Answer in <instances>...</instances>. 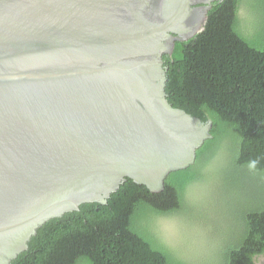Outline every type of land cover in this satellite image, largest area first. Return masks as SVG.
<instances>
[{"label":"water","instance_id":"1","mask_svg":"<svg viewBox=\"0 0 264 264\" xmlns=\"http://www.w3.org/2000/svg\"><path fill=\"white\" fill-rule=\"evenodd\" d=\"M218 1L0 0V264L127 179L157 193L194 165L212 123L168 103L163 57Z\"/></svg>","mask_w":264,"mask_h":264},{"label":"trees","instance_id":"2","mask_svg":"<svg viewBox=\"0 0 264 264\" xmlns=\"http://www.w3.org/2000/svg\"><path fill=\"white\" fill-rule=\"evenodd\" d=\"M163 60L168 103L212 123L194 165L157 193L127 179L105 205L46 222L10 264L264 258V0L213 3L201 30Z\"/></svg>","mask_w":264,"mask_h":264},{"label":"rangeland","instance_id":"3","mask_svg":"<svg viewBox=\"0 0 264 264\" xmlns=\"http://www.w3.org/2000/svg\"><path fill=\"white\" fill-rule=\"evenodd\" d=\"M262 261H263V264H264V258L261 257L260 260L257 262V264H261Z\"/></svg>","mask_w":264,"mask_h":264},{"label":"bare ground","instance_id":"4","mask_svg":"<svg viewBox=\"0 0 264 264\" xmlns=\"http://www.w3.org/2000/svg\"><path fill=\"white\" fill-rule=\"evenodd\" d=\"M202 23H203V21L201 20V22H200V20H199L197 24H198L199 27H201Z\"/></svg>","mask_w":264,"mask_h":264}]
</instances>
